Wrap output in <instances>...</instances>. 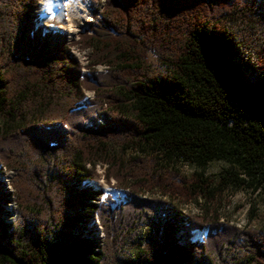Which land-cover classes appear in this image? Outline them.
I'll return each instance as SVG.
<instances>
[{
  "label": "trees",
  "instance_id": "trees-1",
  "mask_svg": "<svg viewBox=\"0 0 264 264\" xmlns=\"http://www.w3.org/2000/svg\"><path fill=\"white\" fill-rule=\"evenodd\" d=\"M98 1L85 67L37 0L0 4V264H264V230L207 207L264 194V44L255 82L233 61L253 0ZM99 179L125 197L101 201Z\"/></svg>",
  "mask_w": 264,
  "mask_h": 264
},
{
  "label": "rangeland",
  "instance_id": "rangeland-1",
  "mask_svg": "<svg viewBox=\"0 0 264 264\" xmlns=\"http://www.w3.org/2000/svg\"><path fill=\"white\" fill-rule=\"evenodd\" d=\"M7 0H0V4H4ZM42 0H37L39 16V24L44 25L48 29L59 30L65 32L67 40L71 42V53L81 62L85 67L89 50H80L78 48L77 34L85 28L86 22L94 20V16H91L92 4L91 0H72L73 5H76L75 12L73 14L64 15L61 10L51 2L43 5ZM58 1V0H56ZM96 3L98 0H95ZM103 1L99 0L98 2ZM254 8L256 11L252 17L253 22L251 25H245L240 22L234 26L237 34L241 38L239 43V51L234 57V63L238 68V73L242 75V79L245 83L251 84L256 80V73L254 68V56L253 52L258 49L261 44H264V0H253ZM58 3V2H57ZM58 9V10H57ZM148 61L157 66L156 59L150 55ZM97 73H104L105 66H97L95 68ZM83 72L86 70L83 68ZM85 96L87 100L93 97L91 91H86ZM226 165L220 161H213L208 164L204 174L208 177L216 179V176L224 169ZM180 176L189 177L195 170L193 167L186 164H178L175 166ZM98 173L102 175L103 168L98 169ZM11 176L12 173H9ZM97 188L102 192L101 201L110 197L115 203L121 201L125 196L122 191L115 187L114 181L107 182L105 179H99L96 183ZM145 196H150L144 194ZM157 197L155 193L153 196ZM208 212L215 208L220 222L234 226L237 229L245 230H264V194L260 192H250L245 190H226L224 192L223 200L214 207L212 204H208ZM181 209L188 216H199L203 214L200 207L194 203L184 204ZM206 235V229L203 231H196L192 234V241H199ZM101 237V235H99Z\"/></svg>",
  "mask_w": 264,
  "mask_h": 264
},
{
  "label": "bare ground",
  "instance_id": "bare-ground-1",
  "mask_svg": "<svg viewBox=\"0 0 264 264\" xmlns=\"http://www.w3.org/2000/svg\"><path fill=\"white\" fill-rule=\"evenodd\" d=\"M41 2L43 5L48 4L50 2L52 4L54 3L56 6H59L58 9L61 10L64 15L73 14V12H75V8H77L76 5H73L72 0H58V1H56V0H42ZM77 37H78V34H77ZM86 100H87V98H86Z\"/></svg>",
  "mask_w": 264,
  "mask_h": 264
}]
</instances>
